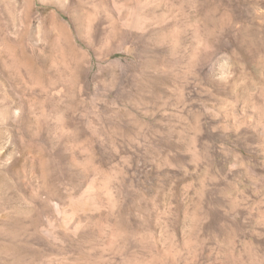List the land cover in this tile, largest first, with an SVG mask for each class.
I'll return each instance as SVG.
<instances>
[{
  "label": "rangeland",
  "instance_id": "1",
  "mask_svg": "<svg viewBox=\"0 0 264 264\" xmlns=\"http://www.w3.org/2000/svg\"><path fill=\"white\" fill-rule=\"evenodd\" d=\"M0 264H264V0H0Z\"/></svg>",
  "mask_w": 264,
  "mask_h": 264
}]
</instances>
